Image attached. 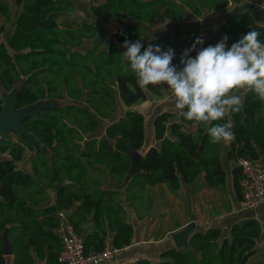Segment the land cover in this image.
Listing matches in <instances>:
<instances>
[{"label": "trees", "instance_id": "16d2710c", "mask_svg": "<svg viewBox=\"0 0 264 264\" xmlns=\"http://www.w3.org/2000/svg\"><path fill=\"white\" fill-rule=\"evenodd\" d=\"M90 1L94 2L91 14L61 25L63 14L75 12L74 1L24 0L13 30L8 31L10 6L0 0V114L2 89L10 91L17 84L18 108L44 98L68 100L66 105L45 107L37 117L23 122L47 150L29 135L0 137V264L10 262L5 255V232L13 249L11 264H64L59 260L63 249L57 233L59 209L71 211V220L84 237L85 253L102 250L108 239L124 249L132 244L135 234L134 225L127 220L126 203L134 210V200L148 186L165 183L177 193L204 174L207 186L224 189L232 176L240 200L241 169L235 166L226 171L223 152L226 150L230 160L246 156L258 162L264 157V102L251 92L246 93L240 112L212 122L229 125L234 139L227 149L222 142L213 143L199 122L182 116L172 121L170 112L157 115L154 136L160 145L145 152L141 170L135 173L131 172V152L145 146V116L128 109L113 119L120 100L130 107L165 86L141 89L130 62L122 63L126 49L113 38L122 42L139 39L142 52L149 44L163 51L172 48V63L182 67L181 53L195 42L200 28L170 30L143 40V24L176 21L187 11L202 16L205 9L219 10L230 1L244 0ZM254 1L264 5V0ZM101 20L105 26L118 21L121 27L112 33L106 46L100 42L83 48L97 36ZM250 29L257 30L264 42V25L256 23L249 13L229 15L208 45L214 46L227 35L230 47ZM106 120L103 135L95 134ZM192 126L196 130H191ZM90 169L110 174V179L100 180L90 174ZM111 180L113 186H109ZM50 191L54 192L53 199ZM152 204L153 200L149 209ZM137 216L142 219L145 215ZM90 220L93 230L87 232L83 225ZM263 233L264 225L256 217L235 221L228 230L210 225L193 232L186 247L171 246L156 262L144 257L134 264H247L258 252Z\"/></svg>", "mask_w": 264, "mask_h": 264}, {"label": "clouds", "instance_id": "9594fccd", "mask_svg": "<svg viewBox=\"0 0 264 264\" xmlns=\"http://www.w3.org/2000/svg\"><path fill=\"white\" fill-rule=\"evenodd\" d=\"M179 2V0H177ZM250 2V0H249ZM260 33L250 29L229 47V37L213 45H203L197 37L190 48L181 53L179 67L172 63L174 50L163 51L149 44L141 51V40L123 42L122 63L130 69L138 86L166 85L170 101L184 119L204 126L213 143L234 138L228 124H213L228 113H238L244 107L245 90L264 102V42ZM196 51L195 56L190 53Z\"/></svg>", "mask_w": 264, "mask_h": 264}, {"label": "crops", "instance_id": "0c3cea01", "mask_svg": "<svg viewBox=\"0 0 264 264\" xmlns=\"http://www.w3.org/2000/svg\"><path fill=\"white\" fill-rule=\"evenodd\" d=\"M72 1L76 4V10L73 13V17L79 15V7L82 5H88V12L84 13L86 15L91 14L90 7L94 4L93 1ZM230 8L231 6L219 10L205 9L202 16H197L191 11H187L181 19L176 21H158L154 25L145 23L143 24L145 34L142 39L148 40L150 38L158 37L164 32L178 30L185 27H205L207 31L211 29L212 38L213 32L224 22ZM86 15L83 16V19L86 18ZM108 25H111V23ZM247 92L248 91L245 90L243 93H240L244 96V99ZM128 109L140 111L145 116L146 143L143 149L139 150L142 155H144L151 146L160 145V141L154 136V120L157 115L163 112H170L174 115L172 121H179L180 119L179 113L175 109L174 104L170 101V92L166 85L160 87L159 93L150 92L148 93V98L146 100L138 101L130 107L126 106L120 100L118 111L114 114L113 119L119 118ZM228 115H230V113L226 114V116ZM190 129L196 130V126H192ZM233 139L222 141L224 148L227 149L231 145ZM235 162L236 160H230L232 169L237 166ZM258 163L264 165V157H261L258 160ZM113 185L114 183L112 181L109 186ZM150 187L155 197L150 211L153 206H155L156 213L152 214L149 211L144 218L140 219L135 214L134 210L129 207L127 220L131 222L135 228L133 242L130 246L120 249L115 258L103 264H120L121 260L128 259L136 261L137 259L144 257L150 258L156 262L160 259L159 254L164 249L171 246L177 247L174 240V234L183 231L190 225L193 226V232L205 230L210 225H222L224 229L228 230L229 226L235 221L248 217H256L264 225V204L254 209H241L239 206L240 200L236 198L234 192L232 176H230L228 180L227 188H224L229 192L231 201V204L227 206L223 204L225 203L223 202L225 201V198L220 202H217V197L215 195L216 190L207 186L204 180V174L193 185H184L177 193L170 192L165 183H159ZM51 194L53 199L54 192L52 191ZM83 226L87 232L93 230V223L91 220ZM111 237L112 235L110 238ZM263 238L264 233L258 240V248ZM107 241L112 244L111 239L106 240V242ZM12 257L13 254L10 255V262L8 261L9 264L12 262Z\"/></svg>", "mask_w": 264, "mask_h": 264}, {"label": "water", "instance_id": "95a60500", "mask_svg": "<svg viewBox=\"0 0 264 264\" xmlns=\"http://www.w3.org/2000/svg\"><path fill=\"white\" fill-rule=\"evenodd\" d=\"M5 1L8 3V0ZM23 4H24V0H12L11 6L9 5L12 15L11 23L13 27L15 26V23L22 12ZM239 13H249L253 17L256 23L264 25V5L259 2H255L252 0H250L249 2V0H244L240 3H234L231 6L229 12L227 13V17L229 15L239 14ZM97 30H98L97 36L95 37L94 44L103 42L104 45L106 46L109 42V37L106 26L102 20L97 23ZM19 88H20V84H17L10 91H7L5 89H2L1 91V98L3 99V104H2L3 109L0 114V137L9 138L10 133H16L19 136L29 135L42 148L46 149L43 143L31 131L25 128L23 122L28 117H37V115L45 107L62 106L68 104V102L63 103L64 99L44 98L35 101L31 104H28L24 107L18 108L16 107V100H17V93ZM203 145L204 144L202 141L200 151H202ZM131 156L133 157V168L131 172L132 173L139 172L141 170V161L144 155H142V153L139 150H136L131 152ZM222 163L226 171L232 170V165L230 164V159L227 155L226 150L222 154ZM150 212L152 214L156 213L155 206H153ZM192 232H193V226L190 225L187 228H185L183 231L174 234V240L176 246L186 247L188 245V240ZM4 238H5V255L8 256L13 254V249L7 232H5Z\"/></svg>", "mask_w": 264, "mask_h": 264}, {"label": "built area", "instance_id": "2783aa9c", "mask_svg": "<svg viewBox=\"0 0 264 264\" xmlns=\"http://www.w3.org/2000/svg\"><path fill=\"white\" fill-rule=\"evenodd\" d=\"M234 3L230 1L229 6ZM198 37L204 41L203 45H197V48L208 46V31L205 27H200ZM111 38V37H110ZM121 49H125L123 42L113 38ZM196 51H193V55ZM236 165L241 169L240 187L242 197L239 202L241 209H254L264 204V165L249 157H240L236 160ZM58 218L57 233L59 234L63 249L59 260L64 264H103L112 260L119 253L120 249L113 246L109 241L100 251L85 253L84 237L79 234L71 220V211L68 209H59L56 212ZM133 260H121L120 264H134Z\"/></svg>", "mask_w": 264, "mask_h": 264}, {"label": "rangeland", "instance_id": "374dc122", "mask_svg": "<svg viewBox=\"0 0 264 264\" xmlns=\"http://www.w3.org/2000/svg\"><path fill=\"white\" fill-rule=\"evenodd\" d=\"M83 1L84 2H88L89 0H83ZM8 4L11 6L12 0H8ZM79 10H80L79 15L75 19L82 20L83 16L86 15L84 12H88V5L80 6ZM81 13L85 14V15H82ZM73 18H74L73 14L65 13V14H63L60 17V23H61V25H65L66 23H68L71 20H73ZM120 26H121V23L118 22V21H115V22L111 23V25H107L106 26L109 39L112 36V33L115 32L117 29H119ZM12 28H13L12 23L7 24V30L8 31L12 30ZM208 34H209V37H208V43H209V41L211 39V35H212V30L211 29L208 30ZM3 37L5 38V35ZM94 40H95V38L92 41H88L85 44V47H83V48H87L90 45H94ZM64 102H68V100L64 99L63 103ZM107 122H108V120L102 121L100 129L95 134L101 136L103 134V129H104V127H105ZM9 137H12L13 139H17V136L14 133H10ZM26 166L29 169H31V162L26 163ZM90 174L93 175L96 178H100V180L110 179L109 178L110 174H106V173L101 172V171L98 172L97 170L90 169ZM204 180H205V178H204ZM212 189L216 190L215 191L216 192L215 195L217 197V202H220L221 200H223L225 198V201H223L225 203H223V204H225L226 206L231 204L230 197H229V192L227 191V189H224V190L223 189H219V188H212ZM51 192L52 191H50V196L52 197ZM154 199H155V197H154L153 191L151 190L150 186H148L144 191L142 190L140 195L137 197V199L134 200V210L136 209L135 210V214H137V215L141 214V215H145L146 216L148 214V212L150 211L149 204L151 203L152 200H153V203H154ZM127 203H126V206H127V208H129L130 205L127 204ZM152 205H151V207H152ZM244 210H246V209H244ZM8 256H10V255H8ZM9 259H10V257H9ZM247 264H264V238L261 240L260 246L258 248V253L256 255H254L253 257H251Z\"/></svg>", "mask_w": 264, "mask_h": 264}]
</instances>
